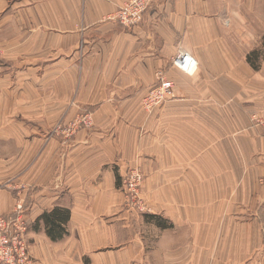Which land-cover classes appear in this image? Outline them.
Instances as JSON below:
<instances>
[{
    "label": "crops",
    "instance_id": "crops-1",
    "mask_svg": "<svg viewBox=\"0 0 264 264\" xmlns=\"http://www.w3.org/2000/svg\"><path fill=\"white\" fill-rule=\"evenodd\" d=\"M124 1L0 0L21 10V40H0L21 73L0 78V215L22 192L33 264H264V56L246 59L261 51L263 0H153L133 28L110 19ZM178 48L192 74L172 64ZM158 73L173 96L146 110ZM11 86L54 92L49 115L24 94L14 109ZM64 108L93 127L50 134ZM132 166L145 213L124 204ZM55 207L69 218L52 240L40 216Z\"/></svg>",
    "mask_w": 264,
    "mask_h": 264
},
{
    "label": "built area",
    "instance_id": "built-area-1",
    "mask_svg": "<svg viewBox=\"0 0 264 264\" xmlns=\"http://www.w3.org/2000/svg\"><path fill=\"white\" fill-rule=\"evenodd\" d=\"M153 0H125L110 19L117 21L125 28L137 26L143 18ZM194 59L191 55L178 48L172 58V64L182 71L192 74ZM174 83L162 73H158L157 81L151 86L142 98V106L152 110L173 96ZM94 125L91 112L85 111L76 114L71 119H58L51 126L52 135L59 136L63 141L70 140L79 130L90 129ZM144 176L137 166L125 170L121 178L124 204L138 213L149 210L142 194ZM20 190H28L29 186L21 184ZM25 196L17 192L16 201L12 211L7 215H0V264H33L27 239L28 220L24 209Z\"/></svg>",
    "mask_w": 264,
    "mask_h": 264
},
{
    "label": "rangeland",
    "instance_id": "rangeland-1",
    "mask_svg": "<svg viewBox=\"0 0 264 264\" xmlns=\"http://www.w3.org/2000/svg\"><path fill=\"white\" fill-rule=\"evenodd\" d=\"M263 2H264V0H263ZM1 22H2V24L0 25V40L6 39L10 43L11 42L17 43L18 41L21 40V10L16 9V6H14V4L11 3L7 8L0 10V23ZM259 44L258 45H259V48L261 50L259 55H260V57H262V56H264V42L261 40L259 42ZM0 51H1V44H0ZM16 63H17V60H15V58H6L0 52V78L5 77L4 74L6 73L7 74L6 79L8 80V83L14 84L16 82L21 81V73H18L14 67L16 65ZM11 89H13V91ZM75 92L76 91H74V93ZM10 93H11V98L13 100L20 101V102H16V104L13 107L14 109L15 108L21 109V94H24L26 96V101L31 100V98H33V99L35 98L36 100H39V101H35V103L41 107V110H43V115L46 114V116L49 115V112H48L49 111V105L55 103V102L51 101L53 99L52 97L54 95V92H52V96H51L50 89H38V90H30V89L21 90V89H19V90H17V88L15 86H11L10 87ZM60 100H61V98H60ZM62 100L66 101L65 99H62ZM71 104H72V101H70L68 105H71ZM65 109L66 108H64L63 112L60 113L58 116H56V118L59 117L58 119H61V117L64 116L63 114L65 113ZM55 121H57V119L50 122V130H51V126L53 125V123ZM50 134H52L51 131H50ZM32 160L33 159H31L29 161V163H27L26 167L29 166L30 164H32ZM16 175L8 178L6 180V182L4 181L5 184L10 180H17L18 175L17 176ZM27 185L29 186V184H27ZM30 189L31 188L29 186L28 190H30ZM142 194H143V191H142ZM25 203H26V205H25ZM23 207H24V209H27V200H25V199H24Z\"/></svg>",
    "mask_w": 264,
    "mask_h": 264
},
{
    "label": "trees",
    "instance_id": "trees-1",
    "mask_svg": "<svg viewBox=\"0 0 264 264\" xmlns=\"http://www.w3.org/2000/svg\"><path fill=\"white\" fill-rule=\"evenodd\" d=\"M264 42V38H263ZM260 52L258 49H253L247 54V62L254 69L258 68V58L260 57ZM149 220L155 222L159 226L164 225L162 222V218L159 215H146ZM69 218V212L67 209L55 207L52 210L45 211L40 219L43 220L45 224L46 234L52 239L57 240L61 238L65 234L64 224L67 222Z\"/></svg>",
    "mask_w": 264,
    "mask_h": 264
},
{
    "label": "bare ground",
    "instance_id": "bare-ground-1",
    "mask_svg": "<svg viewBox=\"0 0 264 264\" xmlns=\"http://www.w3.org/2000/svg\"><path fill=\"white\" fill-rule=\"evenodd\" d=\"M195 63H196V62L194 61V62H193V66L195 65ZM193 66H192V67H193Z\"/></svg>",
    "mask_w": 264,
    "mask_h": 264
}]
</instances>
